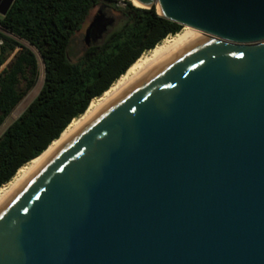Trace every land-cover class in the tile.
Returning <instances> with one entry per match:
<instances>
[{
	"label": "water",
	"instance_id": "water-1",
	"mask_svg": "<svg viewBox=\"0 0 264 264\" xmlns=\"http://www.w3.org/2000/svg\"><path fill=\"white\" fill-rule=\"evenodd\" d=\"M134 1L203 35L0 202V264H264V0Z\"/></svg>",
	"mask_w": 264,
	"mask_h": 264
},
{
	"label": "trees",
	"instance_id": "trees-1",
	"mask_svg": "<svg viewBox=\"0 0 264 264\" xmlns=\"http://www.w3.org/2000/svg\"><path fill=\"white\" fill-rule=\"evenodd\" d=\"M116 3L13 0L0 17V128L38 79L36 53L44 69L37 96L0 135V188L41 155L136 60L181 29L158 16L154 8L140 9L130 3L119 8ZM107 5L117 13L115 25L78 62H71L68 53L74 36L92 9Z\"/></svg>",
	"mask_w": 264,
	"mask_h": 264
},
{
	"label": "bare ground",
	"instance_id": "bare-ground-1",
	"mask_svg": "<svg viewBox=\"0 0 264 264\" xmlns=\"http://www.w3.org/2000/svg\"><path fill=\"white\" fill-rule=\"evenodd\" d=\"M128 1L136 8L141 7L134 0ZM191 32L203 35L200 31L185 26L178 33L167 37L151 51L143 54L138 60H136V62H134V64H132V66H130V68L120 78H118L106 92H104L99 98L92 100L86 111L80 117L72 120V122L60 134L59 138L54 140L41 155L18 169L14 177L0 188V202L6 198L34 169H36L62 142H64L88 120L106 107L136 77H138L144 70L156 62ZM40 84L41 80L39 81V85ZM28 100L29 97L21 103L18 112H21L25 104L29 102Z\"/></svg>",
	"mask_w": 264,
	"mask_h": 264
},
{
	"label": "rangeland",
	"instance_id": "rangeland-1",
	"mask_svg": "<svg viewBox=\"0 0 264 264\" xmlns=\"http://www.w3.org/2000/svg\"><path fill=\"white\" fill-rule=\"evenodd\" d=\"M127 3H130L128 0H119L117 1V3L115 4L117 7L119 8H124L126 6ZM131 4V3H130ZM132 5V4H131ZM133 6V5H132ZM97 8H94L90 11V13L88 14L86 21L82 24L81 29L76 33V35L74 36V39L72 41V44L69 48V53H68V58L71 62L76 63L78 62L85 54L86 51V47L84 44V30H85V26L86 23L88 21H90L95 13H96ZM108 16L112 17L114 19V21H117V13L115 12V10H109L108 12ZM115 25V24H114ZM183 27H181L182 29ZM180 29V30H181ZM37 55V59H38V65H39V76L38 79L34 85V87L32 88V90L22 99V101L19 103V105L15 108V110L12 112V114L8 117V119L5 121V123L3 124V126L0 128V135L4 132V130L14 121L16 120L22 113L23 111L27 108V106L34 100V98L37 96V94L39 93L41 87H42V82H43V63L41 58L39 57V55L36 53ZM12 58V56L10 57V59ZM9 59V60H10ZM8 60V61H9ZM7 61V63H8ZM6 63V64H7ZM4 66H2L3 68ZM41 80V84L39 85V81ZM29 97V102H27L24 106V108L21 110V112H18V109L21 105L22 102H24V100H26Z\"/></svg>",
	"mask_w": 264,
	"mask_h": 264
},
{
	"label": "flooded vegetation",
	"instance_id": "flooded-vegetation-1",
	"mask_svg": "<svg viewBox=\"0 0 264 264\" xmlns=\"http://www.w3.org/2000/svg\"><path fill=\"white\" fill-rule=\"evenodd\" d=\"M112 8H113L112 5L102 6V7H98L97 10H96V12H97L98 10H101L102 13H103V15H104V18L108 20L109 18H111L110 16H108V12H109V10H112ZM91 20H92V19H91ZM91 20L88 21V22L86 23L84 33H85L86 29L89 27V25H90V23H91ZM112 20H113V21H112L109 25L107 24V25L105 26V28L102 29V30H100L99 32L96 31V30L93 29V28L91 29V32H90V35H89L90 45L93 44L94 42H96L97 40L102 39L103 35L106 34V33L110 30V28H111L112 26H114L115 21H114L113 18H112ZM85 21H86V20H85ZM85 21H84V22H85ZM101 31H102V32H101ZM83 41H84V39H83Z\"/></svg>",
	"mask_w": 264,
	"mask_h": 264
},
{
	"label": "built area",
	"instance_id": "built-area-1",
	"mask_svg": "<svg viewBox=\"0 0 264 264\" xmlns=\"http://www.w3.org/2000/svg\"><path fill=\"white\" fill-rule=\"evenodd\" d=\"M2 45H3V40H2V38L0 37V53H1Z\"/></svg>",
	"mask_w": 264,
	"mask_h": 264
}]
</instances>
